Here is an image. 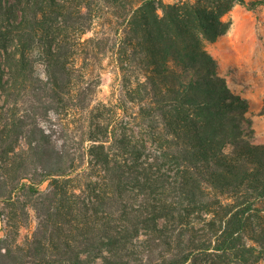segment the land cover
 <instances>
[{
  "label": "trees",
  "instance_id": "trees-1",
  "mask_svg": "<svg viewBox=\"0 0 264 264\" xmlns=\"http://www.w3.org/2000/svg\"><path fill=\"white\" fill-rule=\"evenodd\" d=\"M236 6L0 0V264L264 262V144L206 50Z\"/></svg>",
  "mask_w": 264,
  "mask_h": 264
},
{
  "label": "rangeland",
  "instance_id": "rangeland-1",
  "mask_svg": "<svg viewBox=\"0 0 264 264\" xmlns=\"http://www.w3.org/2000/svg\"><path fill=\"white\" fill-rule=\"evenodd\" d=\"M164 2L174 3L175 0ZM229 19L232 22L229 32L217 42L206 44V50L217 60L220 72L226 77L230 88L250 102L248 117L253 123V142L261 145L264 144V8L248 11L236 6ZM116 80V68L108 60L97 101L107 104L114 102ZM35 226L32 213L29 227L21 230V239L29 237Z\"/></svg>",
  "mask_w": 264,
  "mask_h": 264
}]
</instances>
